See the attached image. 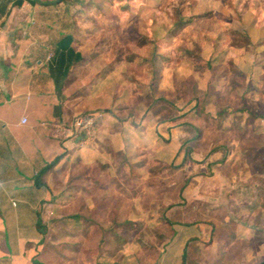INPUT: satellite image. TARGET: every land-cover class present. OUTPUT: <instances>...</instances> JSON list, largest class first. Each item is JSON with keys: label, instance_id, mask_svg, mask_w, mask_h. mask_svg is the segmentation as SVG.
I'll return each instance as SVG.
<instances>
[{"label": "rangeland", "instance_id": "obj_1", "mask_svg": "<svg viewBox=\"0 0 264 264\" xmlns=\"http://www.w3.org/2000/svg\"><path fill=\"white\" fill-rule=\"evenodd\" d=\"M63 1L80 9L88 0ZM123 2L104 0L93 19H78L83 59L56 75L68 104L83 106L71 123L103 114L115 124L95 122L89 136L110 168L91 181L112 196L90 204L93 243L120 239L125 261L153 264L174 227L205 221L237 232V262L264 264V0Z\"/></svg>", "mask_w": 264, "mask_h": 264}, {"label": "crops", "instance_id": "obj_2", "mask_svg": "<svg viewBox=\"0 0 264 264\" xmlns=\"http://www.w3.org/2000/svg\"><path fill=\"white\" fill-rule=\"evenodd\" d=\"M59 1L0 0V264H79L82 253L108 257L114 250L120 252L115 264H141L124 260L120 239L93 243L99 230L88 220L93 218L90 204L97 196L104 202L112 196L104 181L93 184L91 177L108 175V151L94 147L89 137L62 130L71 121V110L75 115L83 106L68 104L58 81L50 77L58 70L57 56L44 59L53 65L50 71L39 56V44L47 36L38 29L44 9L39 2ZM109 117L100 114L95 122L115 125ZM103 134L99 145L110 142ZM56 156L60 159L43 176L46 186H37L40 170ZM66 193L71 196L67 206L62 205ZM77 214L80 225L64 222ZM208 227L205 221L174 227L153 264H246V256L237 262L231 249L237 232L220 224ZM124 233L122 227L112 236Z\"/></svg>", "mask_w": 264, "mask_h": 264}, {"label": "trees", "instance_id": "obj_3", "mask_svg": "<svg viewBox=\"0 0 264 264\" xmlns=\"http://www.w3.org/2000/svg\"><path fill=\"white\" fill-rule=\"evenodd\" d=\"M37 2V0H33ZM59 2H39L44 9L38 15V29L47 36V39L42 44H39V56L42 57V61L49 67V70H54L53 65L49 61H45L47 54L51 56H57L55 59V67L57 72L51 73L52 79L57 83V76L66 71L74 63L81 61L83 56L80 52L74 51L72 42L76 41V33L81 29L78 26V19L83 17L84 19H93L88 14L89 11H101V5L104 0H88L85 6L80 9H74L69 5L59 7ZM123 8L130 7L128 0H124ZM192 20L190 16H180L172 25L173 28H180L188 24ZM161 56L156 51L152 52L150 57V63L152 64L156 57ZM60 156H56L52 161L47 163L39 172L36 177L37 186H46L43 180V176L50 171V169L58 162ZM79 264H115L109 257L102 256L100 254H85L80 257Z\"/></svg>", "mask_w": 264, "mask_h": 264}, {"label": "built area", "instance_id": "obj_4", "mask_svg": "<svg viewBox=\"0 0 264 264\" xmlns=\"http://www.w3.org/2000/svg\"><path fill=\"white\" fill-rule=\"evenodd\" d=\"M96 118L97 115L86 114L82 117L75 118L69 126H63L62 130L73 136L89 137L93 133ZM21 121L25 122L26 118L23 117Z\"/></svg>", "mask_w": 264, "mask_h": 264}]
</instances>
